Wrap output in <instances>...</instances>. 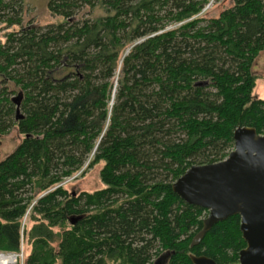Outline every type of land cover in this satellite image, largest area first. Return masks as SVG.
Returning a JSON list of instances; mask_svg holds the SVG:
<instances>
[{
  "label": "trees",
  "instance_id": "trees-1",
  "mask_svg": "<svg viewBox=\"0 0 264 264\" xmlns=\"http://www.w3.org/2000/svg\"><path fill=\"white\" fill-rule=\"evenodd\" d=\"M23 1L0 0V23L19 26ZM209 2L49 0L57 22L0 42V136L22 135L0 159V252L27 245L15 264H238L239 216L190 246L208 211L171 188L225 159L237 127L264 136V0L203 17ZM97 164L102 188L63 187Z\"/></svg>",
  "mask_w": 264,
  "mask_h": 264
},
{
  "label": "water",
  "instance_id": "water-1",
  "mask_svg": "<svg viewBox=\"0 0 264 264\" xmlns=\"http://www.w3.org/2000/svg\"><path fill=\"white\" fill-rule=\"evenodd\" d=\"M20 118L16 105L15 119ZM232 138L233 148L225 159L190 166L171 188L185 203L208 211L190 246L197 245L215 223L238 215L245 242L238 264H264V136L252 127H237ZM189 259L191 264H217L203 255L190 254Z\"/></svg>",
  "mask_w": 264,
  "mask_h": 264
},
{
  "label": "rangeland",
  "instance_id": "rangeland-1",
  "mask_svg": "<svg viewBox=\"0 0 264 264\" xmlns=\"http://www.w3.org/2000/svg\"><path fill=\"white\" fill-rule=\"evenodd\" d=\"M49 0H24L21 11L20 27H26L28 23L31 25H45L51 22H57L59 19L52 16L47 9V2ZM211 3L207 4L203 10V17H215L218 13L231 5V0H210ZM88 9L82 8L80 14L85 15ZM19 26H8L6 23H0V42L5 41V36L11 31H16ZM252 71L257 77L256 86L254 88V95L259 98H264V50L261 51L255 58ZM114 86H117L116 78L114 77ZM115 88L113 89L114 94ZM15 95H11L14 97ZM22 139L16 128H11L6 134L0 136V159L4 158ZM101 164L87 168L85 171H78L73 176L66 179L62 184L68 191H88L93 192L103 187L99 179V171ZM27 217V219H26ZM26 219L27 227L32 225L29 221V208L26 215L22 219V225ZM56 230V229H54ZM55 245V244H54ZM26 240L20 245L19 252L26 255ZM5 253V252H4ZM22 262V261H21ZM20 262V263H21ZM15 264V263H13Z\"/></svg>",
  "mask_w": 264,
  "mask_h": 264
},
{
  "label": "built area",
  "instance_id": "built-area-1",
  "mask_svg": "<svg viewBox=\"0 0 264 264\" xmlns=\"http://www.w3.org/2000/svg\"><path fill=\"white\" fill-rule=\"evenodd\" d=\"M22 261V253H4L0 252V264H13Z\"/></svg>",
  "mask_w": 264,
  "mask_h": 264
},
{
  "label": "flooded vegetation",
  "instance_id": "flooded-vegetation-1",
  "mask_svg": "<svg viewBox=\"0 0 264 264\" xmlns=\"http://www.w3.org/2000/svg\"><path fill=\"white\" fill-rule=\"evenodd\" d=\"M166 263V257H162L158 261H156V264H165Z\"/></svg>",
  "mask_w": 264,
  "mask_h": 264
}]
</instances>
